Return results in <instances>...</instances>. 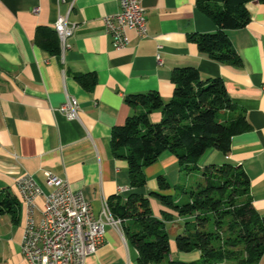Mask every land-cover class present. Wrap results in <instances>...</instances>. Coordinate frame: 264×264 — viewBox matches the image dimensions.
<instances>
[{
  "label": "crops",
  "instance_id": "0c3cea01",
  "mask_svg": "<svg viewBox=\"0 0 264 264\" xmlns=\"http://www.w3.org/2000/svg\"><path fill=\"white\" fill-rule=\"evenodd\" d=\"M139 1L146 11L148 36L130 30V43L117 50L104 17L120 11V0H0V190L8 189L17 201L14 214H0V264H30L22 253L25 204L17 189L24 175H32L44 192L37 199L38 222L45 195L53 191L47 172L81 191L96 214L105 201L126 204L133 189L127 161L112 153L113 129L135 112L126 102L129 95L158 92L169 101L172 72L180 67H196L202 79L221 77L246 116L251 128L232 139L230 156L210 149L198 165L227 162L242 167L250 177L253 205L264 215V2H250L249 24L227 31L242 59L241 66H232L212 60L190 40L193 34L218 30L196 0ZM61 16L76 30L70 47L57 55L45 46L58 44L55 24ZM89 73L96 75L92 91L76 79ZM68 97L79 104L78 120L60 112ZM162 116L154 112L151 120L159 122ZM144 172L147 185L141 192L150 199L154 216L163 220L164 211L173 215L166 228L176 255L174 240L183 231L184 219L151 193L173 196L188 177L170 151ZM161 176L171 189H159ZM138 256L125 232L108 226L103 245L85 264H138ZM259 264H264V255Z\"/></svg>",
  "mask_w": 264,
  "mask_h": 264
},
{
  "label": "trees",
  "instance_id": "16d2710c",
  "mask_svg": "<svg viewBox=\"0 0 264 264\" xmlns=\"http://www.w3.org/2000/svg\"><path fill=\"white\" fill-rule=\"evenodd\" d=\"M264 0H196L199 10L213 20L218 30L193 34L190 40L201 53L222 64L241 66L242 59L229 39L228 30L244 28L251 21L248 4ZM60 55V44L47 47ZM78 82L92 91L96 75L78 74ZM174 91L169 101L158 92L133 94L126 102L135 112L125 124L112 132L111 148L115 158L126 160L131 180L126 204L113 205L112 212L122 218L124 232L138 251V264H259L264 255V215L253 205L250 177L231 163L198 162L210 150L230 156L232 139L251 126L232 102L221 77L202 79L196 67L175 68L171 78ZM161 111L162 119L152 122L151 114ZM174 153L184 175L198 172L194 184L176 186L178 193L152 192L166 208L184 219L183 231L175 236L176 255L166 228L173 219L164 211V219L154 216L150 199L141 191L147 185L145 169L160 156ZM160 190L171 185L159 177ZM16 197L0 190V214H14ZM198 254L195 260L180 255ZM178 255V256H177Z\"/></svg>",
  "mask_w": 264,
  "mask_h": 264
},
{
  "label": "built area",
  "instance_id": "2783aa9c",
  "mask_svg": "<svg viewBox=\"0 0 264 264\" xmlns=\"http://www.w3.org/2000/svg\"><path fill=\"white\" fill-rule=\"evenodd\" d=\"M65 2L66 0H62ZM39 9H35L38 12ZM106 33L114 49H124L130 43L128 32L148 36L146 11L139 0H120V11L104 17ZM61 54L70 47L69 39L76 25L67 16L55 24ZM60 112L69 120H78L80 107L75 98L68 97ZM53 191L45 195L41 220H36L37 199L44 194L32 175L22 176L17 185L27 199V220L22 253L30 264H85L86 258L103 245L106 228L124 232V220L114 215L107 201L99 214L93 210L81 191L72 189L70 182L47 172Z\"/></svg>",
  "mask_w": 264,
  "mask_h": 264
},
{
  "label": "rangeland",
  "instance_id": "374dc122",
  "mask_svg": "<svg viewBox=\"0 0 264 264\" xmlns=\"http://www.w3.org/2000/svg\"><path fill=\"white\" fill-rule=\"evenodd\" d=\"M218 164H220V163H218ZM187 177H188L187 183H189L190 185H192V184L195 185V183L200 179L198 172L193 173L192 175L187 176ZM171 242H172V238H171ZM188 258H189V256H181V260H187Z\"/></svg>",
  "mask_w": 264,
  "mask_h": 264
},
{
  "label": "bare ground",
  "instance_id": "6f19581e",
  "mask_svg": "<svg viewBox=\"0 0 264 264\" xmlns=\"http://www.w3.org/2000/svg\"><path fill=\"white\" fill-rule=\"evenodd\" d=\"M17 189L18 191L20 192L22 198H23V201H24V204H25V226H26V220H27V199L25 196H23L21 190L19 189V186L17 185Z\"/></svg>",
  "mask_w": 264,
  "mask_h": 264
}]
</instances>
